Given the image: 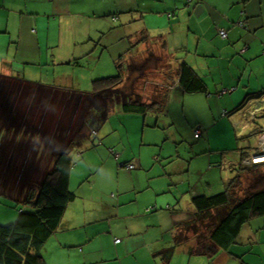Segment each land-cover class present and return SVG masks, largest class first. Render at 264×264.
Returning a JSON list of instances; mask_svg holds the SVG:
<instances>
[{"label": "crops", "instance_id": "obj_1", "mask_svg": "<svg viewBox=\"0 0 264 264\" xmlns=\"http://www.w3.org/2000/svg\"><path fill=\"white\" fill-rule=\"evenodd\" d=\"M220 29L227 33L226 39L219 36ZM106 34L108 39L103 40ZM138 36L145 41L138 42ZM131 47L134 54L151 48L175 66L185 63L204 82L209 105L218 103L209 93L212 91L210 86L219 94V99L231 90L238 91L242 83L246 95L257 92L264 87V68L258 77L261 79L251 85L250 75L241 67L243 62L264 58V0H0V107L9 105V114L15 108L25 109L23 119L10 125L8 130L12 132V128L18 126L22 132L29 127L30 132H37L32 139H38L43 128L42 110L48 113L59 101L62 112L66 110L65 116L59 117L60 122L67 120L70 111L64 134L56 132L60 125L58 121L53 124L54 134L46 131L41 135V140L47 141L46 147H38L33 158L19 156V159H31V164L10 163L9 158H13L14 153H9L7 161L0 164V172L39 173L34 169L42 168L46 160L43 169L47 171L40 173L47 174L55 159L69 151L73 165L68 186L73 173L91 180L87 186L78 184L75 198L66 207L58 230L45 243L42 256L46 264H243L238 261L245 254L261 259L264 264V229L263 232L254 231L248 225L251 220L262 224L264 216L255 217L258 220L253 218L241 227L236 240L244 239L245 246L235 241L212 258L190 256L187 252L191 241L175 246L177 227L194 217L191 200L199 196L197 192L190 188V199L187 200L185 191L172 188L179 180L173 176L176 169L166 167L162 161L154 162V166L148 168L141 150L137 154L127 153L131 147L143 146L151 133L146 130L145 119L142 124L140 116L126 118L122 104L112 107L108 113L121 123L119 129L118 124H113L118 131L113 140L104 130L108 116L103 111L106 103L101 109L100 106L94 108L98 114L102 110L101 121H95L97 125L89 123L86 113L90 103L83 100L99 95L93 92V81L102 73H85L87 82L79 88L72 87L73 80L80 76L81 69L82 72L88 69L87 64L96 62L102 57V51L108 49L107 56L111 60L107 70L117 73L118 61ZM98 48L100 54H97ZM220 61H228L227 67L235 63L237 72L228 80L220 77L219 81L213 78L209 82L199 73V70H219ZM80 63H86V66L82 67ZM5 84L8 87H3ZM173 91L178 95L177 104L188 95L178 88ZM236 99L233 104L238 102ZM263 101L254 104L260 109ZM82 106L85 116L81 115L77 120L76 113ZM35 111L36 115L33 114ZM8 123L6 121L0 127V141L9 143L5 147L7 152L13 150L16 143L18 150L24 148L21 143L25 137L2 133ZM84 125L89 131L83 139L81 128ZM130 128L135 133L134 139ZM197 128L202 129L201 138L206 131L202 125ZM32 139L28 134L26 141ZM87 139L94 144L96 140L100 143L90 147ZM100 147L105 150L103 153L99 151ZM109 147L114 153L107 152ZM47 151L52 153L51 156ZM148 155L156 156V153ZM75 157L78 162L74 165ZM127 164L135 168L128 170ZM106 165L113 167L116 183L129 182V188L108 184L111 178L104 173ZM246 224L250 229L244 227ZM116 239L119 242L116 243ZM232 246L237 248L233 250ZM171 247L173 254L166 261L163 253ZM197 257H201L202 262L196 260ZM251 262L247 261V264Z\"/></svg>", "mask_w": 264, "mask_h": 264}, {"label": "rangeland", "instance_id": "obj_2", "mask_svg": "<svg viewBox=\"0 0 264 264\" xmlns=\"http://www.w3.org/2000/svg\"><path fill=\"white\" fill-rule=\"evenodd\" d=\"M108 36L109 35L106 34L103 40L108 39ZM98 49L99 51L97 54H100L101 50L100 48ZM108 51H102L101 58L98 59L96 56L95 60L98 59L96 62H93L91 65L87 64L88 69L83 72L81 69L80 76L73 80L72 87L79 88L80 86H83L85 82H87V80L84 79L87 77L84 75L87 72H90V75L101 72L102 76H99V78L115 75V71L109 73V70H107V65H109V61L111 60V58L107 56ZM227 63L228 61H220L218 65L220 67L219 70H199V73L201 72L203 77L209 82H211L213 78L215 81H219L220 77L228 80L231 75L237 72V69L235 67V63H232L229 67H227ZM85 64L86 63H80L79 65L85 67ZM121 65L125 66V64ZM150 66L152 68L151 70H154V68H160L161 64L160 62H152ZM202 67L203 66L201 65L200 69ZM241 68L246 69V74L250 75L249 82L251 85H254L257 80L259 81L261 79H258V77L264 68V58H259L257 61L248 63L243 62ZM75 70L77 71L78 69ZM69 85H71V82ZM243 85L244 83H242L238 91L231 90L227 94L220 96L223 99H219V94H217L213 87L210 86L212 91L209 93H211L213 97H216L218 101V103H211V105L208 104V100L206 99L207 93L199 92L185 95L186 97L184 101L181 100L177 104L175 102L178 100V95H176L174 91H170L167 95L166 101L160 107L158 106L157 110H148L143 114H133L122 111L126 118L140 116L142 124L145 119L146 124L148 125L146 130L151 133V135H148V137L145 138V142L142 144L143 146L139 145L136 148L131 147L127 150V153L133 151L137 154L138 151L141 150L143 161L148 165V168H152L154 166V162L162 161V164L167 165L166 167L169 166L171 169H176L173 176L179 178V180L175 182L176 184L172 186V188L175 189V191L176 187L180 192L185 191L187 200L190 199L188 198L190 188L195 190L198 195H205L208 197L223 193L229 181L236 175H240L243 180V187L240 191L241 196L248 191L253 192L264 189V165H260L258 167H246L242 164L244 159L257 152L258 136L264 130V116H262L264 113V101L261 102V104L259 103V107H261L260 109L255 106L254 102L256 101H250L243 110L237 113L234 112L236 110V108H234L235 105L241 103L246 95ZM3 87L8 86L5 84ZM128 87L130 88L129 84H126L127 90ZM235 98L239 100L233 104L232 102ZM106 100H108L107 109L117 105L116 100L109 101L107 94H105V96L98 95L95 96V98L83 100L84 103H90L89 112L86 113L90 124L94 123L93 125H97L95 124V121L97 122L98 120L93 116V112L98 106H100L99 109H101V105L106 103ZM56 106H54L53 110H48V113H44L43 110L41 111L43 128L40 135L38 134V139H32V137H35L37 132H30L29 127L24 128L25 130L22 132H19L18 126H14L12 128V132L8 130L10 125L17 124V121H21L23 119L24 115L22 112H24L25 109L16 110L15 108V110L9 114V105L0 107V127L4 122L9 121L7 126L2 130L4 136L12 135L20 136L21 138L25 137V141L21 143L24 148H20L18 150L17 145L19 144L16 143L14 144L13 150L8 152L5 148L9 145L8 141H0V156L4 158H0V164L7 161L9 153H14L13 158H9L10 163L21 161L27 166L33 162L31 159H19V156L27 155L33 158L34 154H36L34 151H36L38 147H46L45 143H47V141L44 139L41 140V135L46 134V131L51 132L49 134H54L55 126H53V124L55 125L56 122H60L59 117L62 118V116H65L66 114V110L62 112V106L59 101ZM43 108L44 107H42V109ZM77 109L78 107L76 108V111ZM82 109L83 106L78 111V114L76 113L77 120L81 117V115L85 116ZM26 111H28V109H26ZM115 111H121V109H116ZM225 113L227 115H223ZM28 114L29 113L26 112V116H28ZM33 114L36 115V111L33 112ZM67 114V120L61 121L59 128L56 130V132L59 131L58 134H64L67 130L70 111H68ZM105 114L108 115L106 111ZM26 118H30V116ZM99 118H101V112L99 113ZM106 119L107 123L104 130L109 133L110 140H113L115 135L118 133L113 124L117 125L119 121H116V118H114L112 113L108 115ZM38 123L39 115L37 116L36 125H38ZM120 125L121 123L118 124L117 129H119ZM132 125H134V123H132ZM199 125L204 127L203 130L206 131V133L201 138L196 140L194 138V129L199 127ZM72 127L74 129V126ZM82 131H86L84 126L81 132ZM142 131L143 127L140 128L139 140L141 139L140 137ZM28 134L31 136V141H26ZM130 134L132 139H134L135 133L133 134V129L131 128ZM87 141L90 147H97V144L100 143L98 140H96V144L91 142L92 140L87 139ZM100 149L101 150L99 151L102 153L105 151L101 147ZM106 149L107 152L112 151V153H114L112 147ZM151 152L156 153V156H149L148 154ZM46 153L48 156H51L52 154L50 151H47ZM45 161L46 160L42 163L43 167L46 165ZM77 162V157H75L74 165ZM18 166H20V162H18ZM43 167L34 169V171L37 170L39 173L32 174H11L0 172V225H9L14 223L22 210H25V212L31 211V209L26 206L22 200L29 188L39 185L43 180L46 174H43L44 172H40L47 171L44 170ZM1 170L2 169H0V171ZM104 173H107L108 176L110 175L111 179L108 180V184L111 183L114 187L120 185L129 188L131 185L129 182L122 183L119 181V183H116L115 173L112 166L106 165ZM98 176H100V174H98L97 177ZM90 181L91 180L88 176L73 173L68 188L74 193L77 190L78 184L87 186ZM142 183L145 185L146 180ZM181 197L182 196L179 193L178 198L180 202H182ZM186 214L190 215L189 212H186ZM192 217L193 215L191 218ZM256 219L257 218H254L253 220ZM248 225L252 226L254 231L263 232L264 222L261 224L258 223V221L255 222L251 220ZM248 225L246 224L244 227L250 229ZM246 235L247 237L249 236V234ZM236 243H241V246L246 245V241L244 239H237ZM231 248L235 250L237 247L232 246ZM241 257H243V259L240 258V261L238 262H242L243 264H247V261L251 262L250 260L252 259L255 261L251 262L252 264H261V259H258L255 256L251 257L250 255L245 254ZM196 260L202 262L201 257H197Z\"/></svg>", "mask_w": 264, "mask_h": 264}, {"label": "trees", "instance_id": "obj_3", "mask_svg": "<svg viewBox=\"0 0 264 264\" xmlns=\"http://www.w3.org/2000/svg\"><path fill=\"white\" fill-rule=\"evenodd\" d=\"M139 37L138 42L145 41ZM150 49L134 54L131 47L118 61L115 75L93 81V92L104 96L107 94L109 101L116 100V104H122V111L143 114L148 110H157L174 88L186 94L206 91L204 82L185 63L175 66ZM152 62H160L161 67L151 70ZM126 84L130 86L128 90ZM263 98L264 87L247 94L234 112L243 110L250 101ZM107 106L108 103L103 110L104 115L112 108L107 109ZM98 115L93 112L99 122L101 118ZM86 131H82L83 139L87 138ZM72 165L69 151L61 153L41 183L27 190L22 202L31 211L22 210L14 223L0 225V264H46L42 249L58 230L66 207L75 198L68 188ZM242 187V177L236 175L223 193L211 197L194 196L191 200L195 208L194 217L177 227L175 246L183 241H191L187 252L190 256L212 258L218 251L234 244L243 224L264 216V189L248 191L241 196ZM173 251L171 247L163 253L166 261Z\"/></svg>", "mask_w": 264, "mask_h": 264}, {"label": "built area", "instance_id": "obj_4", "mask_svg": "<svg viewBox=\"0 0 264 264\" xmlns=\"http://www.w3.org/2000/svg\"><path fill=\"white\" fill-rule=\"evenodd\" d=\"M239 25L242 26L241 23H239ZM218 34L222 39L227 38V33L223 29L218 30ZM201 134H202V129H200V128H197L194 131V137L195 138H199L201 136ZM242 164L244 166H257V165L264 164V130L258 136L257 152L255 154H252L251 156L247 157L246 159H244ZM134 168H135V166L132 164L126 165V169H128V170H133ZM115 242L117 243V242H119V240L116 239Z\"/></svg>", "mask_w": 264, "mask_h": 264}]
</instances>
